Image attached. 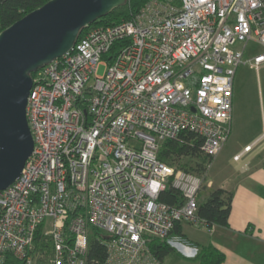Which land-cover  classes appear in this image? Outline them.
<instances>
[{
  "label": "built area",
  "instance_id": "2783aa9c",
  "mask_svg": "<svg viewBox=\"0 0 264 264\" xmlns=\"http://www.w3.org/2000/svg\"><path fill=\"white\" fill-rule=\"evenodd\" d=\"M253 39L264 46V0H147L33 72L34 149L0 189V264L8 254L87 264L93 228L106 235V264H154L153 238L170 243L177 223L206 225L199 197L231 133L236 71L264 63V51L246 56ZM183 129L203 137L201 172L159 157ZM168 186L180 193L174 203L160 198ZM39 228L50 250L37 244Z\"/></svg>",
  "mask_w": 264,
  "mask_h": 264
},
{
  "label": "crops",
  "instance_id": "0c3cea01",
  "mask_svg": "<svg viewBox=\"0 0 264 264\" xmlns=\"http://www.w3.org/2000/svg\"><path fill=\"white\" fill-rule=\"evenodd\" d=\"M237 86L231 133L201 192L206 196L216 187L232 192L228 224L180 223L184 234L172 233V249L154 264H201L198 254L207 246L223 255L221 264H264V93L247 90L240 81Z\"/></svg>",
  "mask_w": 264,
  "mask_h": 264
},
{
  "label": "water",
  "instance_id": "95a60500",
  "mask_svg": "<svg viewBox=\"0 0 264 264\" xmlns=\"http://www.w3.org/2000/svg\"><path fill=\"white\" fill-rule=\"evenodd\" d=\"M126 0H48L0 31V189L34 149L26 116L32 73L69 51L81 29Z\"/></svg>",
  "mask_w": 264,
  "mask_h": 264
},
{
  "label": "trees",
  "instance_id": "16d2710c",
  "mask_svg": "<svg viewBox=\"0 0 264 264\" xmlns=\"http://www.w3.org/2000/svg\"><path fill=\"white\" fill-rule=\"evenodd\" d=\"M48 0H0V31L23 17L31 10L43 5ZM147 0H126L123 4L114 7L106 16L99 17L88 26L83 27L79 36L92 27L119 22L131 18ZM33 74V73H32ZM203 137L190 130L183 129L177 138L163 140L159 149V157L177 167L201 172L209 157L201 149ZM207 186L204 187V189ZM202 195V194H200ZM180 197V193L172 186H168L160 195V198L174 203ZM232 192L221 187L211 188L206 196L202 195L199 201L198 215L206 219V225L215 223L228 224L231 210ZM42 228L36 232V241L40 248L47 246L51 249L50 242H46L42 236ZM171 233L184 234L180 223L171 230ZM106 235L99 229L93 228L89 238V250L87 264H106L107 256L105 246ZM149 247L152 253L160 260L172 249L166 239L155 237L150 241ZM201 264H221L223 255L213 246H207L198 254ZM5 264H20V260L13 254H8Z\"/></svg>",
  "mask_w": 264,
  "mask_h": 264
},
{
  "label": "rangeland",
  "instance_id": "374dc122",
  "mask_svg": "<svg viewBox=\"0 0 264 264\" xmlns=\"http://www.w3.org/2000/svg\"><path fill=\"white\" fill-rule=\"evenodd\" d=\"M239 44H240L239 42L236 43V45ZM263 51H264V46L261 43H259L257 40L253 39L248 42L246 49V56L250 58L253 57L255 54ZM103 70H104V66L101 65L98 68V71L102 73ZM239 81L242 86L244 85L246 87L247 90L256 93L257 92L264 93V63L260 65H256L253 60H250L244 64H241L238 69L237 76L234 79L235 89L236 87H238L237 85ZM235 105H236V101H234L233 104L234 108ZM200 199H202V195H200L199 201Z\"/></svg>",
  "mask_w": 264,
  "mask_h": 264
}]
</instances>
